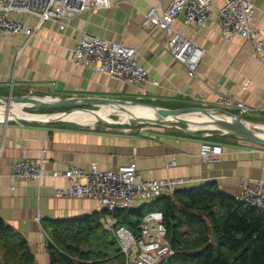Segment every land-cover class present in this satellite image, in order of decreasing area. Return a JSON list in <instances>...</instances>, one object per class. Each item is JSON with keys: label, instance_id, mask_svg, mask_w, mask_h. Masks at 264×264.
I'll return each instance as SVG.
<instances>
[{"label": "crops", "instance_id": "obj_1", "mask_svg": "<svg viewBox=\"0 0 264 264\" xmlns=\"http://www.w3.org/2000/svg\"><path fill=\"white\" fill-rule=\"evenodd\" d=\"M109 1V8L83 13L63 29L59 28V23L47 21L38 36L29 41L23 36H0V97L12 93L13 97L39 96L55 101L125 100L167 110L205 108L240 116L238 110H223L217 106V97L224 95L255 110L254 114L244 112L241 119L250 126L261 124L260 128H251L264 133V115L259 112L264 104V63L253 56L250 43L238 37L227 41L220 36L216 18L219 0L205 28L185 25L182 16L174 26L204 51L194 78H189L185 68L172 58L164 32L145 24L149 8L155 6L162 10L168 0ZM250 1L254 9L253 25L264 26V0ZM19 19L28 27L35 24L31 17ZM83 33L133 47L149 81L158 82V86L150 82L142 87L125 85L98 74L93 68L73 65L71 50ZM19 50L21 54L15 59ZM28 108L39 109V114H33L38 116L98 110L95 106ZM7 110L0 107V114ZM113 113L117 115L115 125L121 126L125 121L128 124L124 126L133 128L131 133L108 132L94 127L95 124L85 126L64 121L0 124V219L24 238L36 264L48 261L43 248L44 234L61 237L62 244L76 252L75 256L82 261L99 264L107 259L106 255L110 259L116 253L110 246L112 237L104 230L105 211L91 199L69 200L54 196L55 187L66 185L64 179L46 176L38 184L17 183L11 190L9 176L16 159L45 158L49 175L68 166L84 170L116 169L134 157L144 179L184 177L192 181L184 188L213 182L219 191L234 198L238 193V178L264 180V146L261 144L217 131L197 132L191 124V129L179 124L182 129H189V133L160 124L141 126L144 128L141 130L126 109ZM215 116L226 121L225 116ZM103 122L97 123L107 126L115 120L108 118ZM201 144L220 145V161L202 162L199 158ZM170 155L176 161L173 168L166 167ZM147 203L143 206L151 205ZM38 214L42 215L39 221L35 220ZM51 223H67L71 232L67 234L64 226L52 232ZM83 227L90 231H84ZM88 253L95 257L88 259L84 256ZM99 255L105 259H99Z\"/></svg>", "mask_w": 264, "mask_h": 264}, {"label": "built area", "instance_id": "obj_2", "mask_svg": "<svg viewBox=\"0 0 264 264\" xmlns=\"http://www.w3.org/2000/svg\"><path fill=\"white\" fill-rule=\"evenodd\" d=\"M217 0H168L166 7L159 10L151 6L145 14V24L164 32L167 48L174 61L185 68L187 76L194 78L204 51L191 40L175 30L180 16L185 25L205 28L212 8ZM216 18L218 32L222 38L231 41L238 37L253 48V56L264 63V26L253 25V4L250 0H219ZM109 0H0V36H23L26 40L38 36L39 30L47 21L59 23L63 29L73 18L86 13L109 8ZM34 18L33 27L26 26L19 17ZM21 54L16 52L15 59ZM70 62L75 66L93 68L100 75L121 84L142 87L149 81L144 67L139 63L133 47L115 43L90 33H83L77 45L71 50ZM217 106L223 110H238L240 117L244 112L254 114L255 110L240 100L230 96H218ZM264 115V104L259 110ZM231 121L230 118H227ZM14 122V119H0V124ZM142 125V124H140ZM163 127L189 133L179 123L160 124ZM249 125V124H247ZM199 125L195 131L201 130ZM250 126V125H249ZM260 128V125H251ZM250 126V127H251ZM190 127V126H189ZM188 127V128H189ZM144 128H141L143 130ZM191 129V127H190ZM106 131H112L108 128ZM116 132L129 134L130 128ZM222 148L218 144H201L199 158L204 163L220 161ZM46 159H16L9 176L10 189L14 184L30 182L38 184L46 177L64 179L65 186L54 188V196L59 199H91L105 211L104 229L114 239L124 264H163L172 263L176 252L167 240V230L160 211L147 212L141 219L137 236L118 218V213L137 209L144 203L160 198H173L181 189L191 184L184 177H165L144 179L139 173L135 158L116 169L99 170L96 167L84 170L68 166L63 171L46 172ZM176 166L175 157L170 155L167 168ZM238 202L264 211V180L240 177L237 180ZM42 219L38 214L35 220ZM43 248L46 250L49 237L44 234ZM45 264H49L48 261Z\"/></svg>", "mask_w": 264, "mask_h": 264}, {"label": "trees", "instance_id": "obj_3", "mask_svg": "<svg viewBox=\"0 0 264 264\" xmlns=\"http://www.w3.org/2000/svg\"><path fill=\"white\" fill-rule=\"evenodd\" d=\"M129 211L127 218L119 213L117 216L136 233L147 212H162L176 264H264V211L222 193L213 182L183 188L172 199L160 198ZM62 226L67 234L71 232L67 223H51L50 229L55 232ZM83 230L90 231L88 227ZM51 235L46 248L49 264H94L79 259L76 252L62 244L61 237ZM110 244L116 256L109 259L106 255L107 259L99 264H124L113 238ZM84 256L92 259L94 255ZM0 264H36L24 238L1 219Z\"/></svg>", "mask_w": 264, "mask_h": 264}, {"label": "water", "instance_id": "obj_4", "mask_svg": "<svg viewBox=\"0 0 264 264\" xmlns=\"http://www.w3.org/2000/svg\"><path fill=\"white\" fill-rule=\"evenodd\" d=\"M0 102L7 105L10 102L18 103L23 109L24 107L30 106H42V107H51V108H64V107H74V106H95L98 110H84V111H72L62 114H53L48 115V118H39L32 120H24L21 118H15L14 122L16 123H45V122H76L71 120L69 117L73 114H85L92 116L94 118V124L97 122L105 121L100 117L99 113H104L103 111H116L117 109H133L139 111V117H135V122L142 125H156V124H167V123H180V124H192L194 120H189V116H203L204 122L201 130H210L222 132L224 134L236 136L239 138H244L251 140L258 144L264 146V134L261 131L252 129L247 123L241 119L240 116H235L229 112L222 110H212L205 108H183L177 110H167L155 106H147L139 102L134 101H125V100H108V99H73L65 101H55L46 97L39 96H22V97H0ZM81 102V103H80ZM2 107V106H0ZM6 107V106H5ZM149 108L152 113L143 112L142 109ZM215 114L225 116L226 121L222 122L217 119ZM33 115V114H32ZM38 116V115H34ZM45 117V116H38ZM227 118H230L231 121H228ZM90 124H85L88 126ZM206 125V126H204ZM116 126V125H115ZM153 201L148 202L147 204H152ZM104 211V210H103Z\"/></svg>", "mask_w": 264, "mask_h": 264}, {"label": "bare ground", "instance_id": "obj_5", "mask_svg": "<svg viewBox=\"0 0 264 264\" xmlns=\"http://www.w3.org/2000/svg\"><path fill=\"white\" fill-rule=\"evenodd\" d=\"M21 105L18 104L17 106L13 107L12 109H8L4 114H0V119L4 118H8V119H15V118H21V119H24V120H32V119H39V118H48V117H38V116H34L32 114H28V113H25L22 111L21 109ZM128 112H131L133 113V116L135 117H139L140 115V112L139 111H135L133 110L132 108L131 109H128L127 110ZM143 112H148V113H152V111L149 109V108H144L142 109ZM104 113H99L100 114V117L102 119H106L110 114H111V111H106L105 113V110L103 111ZM153 114V113H152ZM77 117H82V118H78ZM71 120H75L76 122L82 124V125H85V124H90V125H93L94 124V118L92 116H89V115H85V114H73L69 117ZM84 118V119H83ZM204 117H202L200 120L196 121V122H193L191 124V126L194 128V129H197L198 128V125L201 124L203 125V122H204ZM206 126V125H204ZM264 129V128H262Z\"/></svg>", "mask_w": 264, "mask_h": 264}, {"label": "rangeland", "instance_id": "obj_6", "mask_svg": "<svg viewBox=\"0 0 264 264\" xmlns=\"http://www.w3.org/2000/svg\"><path fill=\"white\" fill-rule=\"evenodd\" d=\"M9 96H14L12 93L9 95ZM26 96V95H25ZM0 106H3L4 108H7V109H12L13 107H12V105L10 104V103H8L7 105H5V103H2V102H0ZM6 106V107H5ZM39 109H36V108H28V107H24L23 109H22V111L23 112H25V113H28V114H39V113H37V111H38ZM47 114H49V113H47ZM129 114H131V115H133V113H131V112H129ZM203 116H201L200 118H197V119H195V118H193V119H195L196 121H198V120H200L201 118H202ZM78 118H82V117H77V119ZM108 118H110V119H112V120H115V123H113V122H111V123H109V124H106L107 126H102V125H99L98 123H95V125H94V127L96 126V127H98L99 129H108V128H111V130L112 131H114V132H116V131H118V130H120V129H123V128H130V129H132L133 130V128H131V127H127V126H124V125H126V124H128V123H126L125 121H123L122 123L123 124H121V126H116L115 127V124L118 122L117 121V115H116V113H113V114H110L105 120H107ZM84 119V118H83ZM193 121V122H196V121ZM108 122V121H107ZM99 123H104V122H99ZM180 124V123H179ZM181 125H184L185 126V124H181ZM187 126H190V124H186ZM200 125V124H199ZM199 125H198V127H199ZM255 125H257V124H255ZM259 125H261V124H259ZM138 126H139V128H141V126L142 127H146V126H149V125H140V124H138ZM199 131H203V130H198L197 132H199ZM204 132V131H203ZM261 133H263V132H261ZM264 134V133H263ZM129 210H125V211H122V212H120L119 213V216L120 217H122V218H127V217H129ZM129 229L133 232V234L135 235V236H137V234H136V232L133 230V229H131L130 227H129ZM173 263H169V262H167V261H165L163 264H176V262L173 260L172 261Z\"/></svg>", "mask_w": 264, "mask_h": 264}]
</instances>
